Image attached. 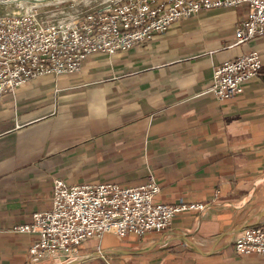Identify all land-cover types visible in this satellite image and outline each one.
Wrapping results in <instances>:
<instances>
[{
	"label": "crops",
	"instance_id": "1",
	"mask_svg": "<svg viewBox=\"0 0 264 264\" xmlns=\"http://www.w3.org/2000/svg\"><path fill=\"white\" fill-rule=\"evenodd\" d=\"M241 4L201 10L129 51L95 53L81 71L34 79L0 98V264L32 260L16 224L51 208L54 181L136 185L157 200L201 203L145 237L106 233L59 264H264L235 243L264 224V35L236 44ZM251 51L259 76L231 100L208 92L215 68Z\"/></svg>",
	"mask_w": 264,
	"mask_h": 264
},
{
	"label": "built area",
	"instance_id": "2",
	"mask_svg": "<svg viewBox=\"0 0 264 264\" xmlns=\"http://www.w3.org/2000/svg\"><path fill=\"white\" fill-rule=\"evenodd\" d=\"M241 4L250 6L249 17L236 31V44L241 45L264 35V0H118L70 22L46 21L35 12L0 16V98L42 76L78 73L95 53L129 51L201 10ZM262 66L258 51L223 62L215 68L208 92L220 100L234 99L260 75ZM160 190L154 178L128 186L71 185L57 178L51 208L13 229L35 236L33 261L44 255L69 260L88 239L106 233L119 237L161 233L178 214L205 209L201 203L160 202ZM235 249L264 259V224L245 228Z\"/></svg>",
	"mask_w": 264,
	"mask_h": 264
},
{
	"label": "rangeland",
	"instance_id": "3",
	"mask_svg": "<svg viewBox=\"0 0 264 264\" xmlns=\"http://www.w3.org/2000/svg\"><path fill=\"white\" fill-rule=\"evenodd\" d=\"M118 0H0V16L35 12L46 21L70 22L78 15Z\"/></svg>",
	"mask_w": 264,
	"mask_h": 264
},
{
	"label": "water",
	"instance_id": "4",
	"mask_svg": "<svg viewBox=\"0 0 264 264\" xmlns=\"http://www.w3.org/2000/svg\"><path fill=\"white\" fill-rule=\"evenodd\" d=\"M66 260H67V257H65V256H58V257H54L52 260H50V261H48L46 263H42V264H59V263L64 262Z\"/></svg>",
	"mask_w": 264,
	"mask_h": 264
},
{
	"label": "bare ground",
	"instance_id": "5",
	"mask_svg": "<svg viewBox=\"0 0 264 264\" xmlns=\"http://www.w3.org/2000/svg\"><path fill=\"white\" fill-rule=\"evenodd\" d=\"M35 1V4H39L42 2V0H34Z\"/></svg>",
	"mask_w": 264,
	"mask_h": 264
}]
</instances>
